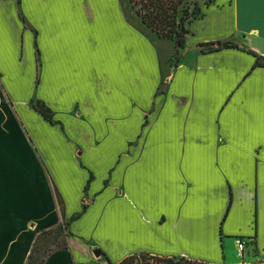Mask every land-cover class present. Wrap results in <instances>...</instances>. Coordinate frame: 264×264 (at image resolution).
I'll list each match as a JSON object with an SVG mask.
<instances>
[{"label": "crops", "instance_id": "obj_1", "mask_svg": "<svg viewBox=\"0 0 264 264\" xmlns=\"http://www.w3.org/2000/svg\"><path fill=\"white\" fill-rule=\"evenodd\" d=\"M203 12L174 58L123 0H0V264L61 223L42 264H264V0Z\"/></svg>", "mask_w": 264, "mask_h": 264}, {"label": "trees", "instance_id": "obj_2", "mask_svg": "<svg viewBox=\"0 0 264 264\" xmlns=\"http://www.w3.org/2000/svg\"><path fill=\"white\" fill-rule=\"evenodd\" d=\"M214 0H204V6H209ZM141 24L160 38L172 41L175 48H182L185 44V36L190 32L189 25L204 15L203 7L197 0H128ZM204 53L220 50L222 48H234L235 44L225 42H209L199 44ZM251 53V52H250ZM264 66V61H255L253 67ZM34 108L45 118H49V110L37 103ZM66 229V224L61 223L54 229L41 232L33 244L31 254L26 264L34 262L33 257L37 250L39 240L47 233L55 230ZM67 243L57 249H66ZM55 250V251H57ZM46 255L54 251H47ZM44 256V258L46 257ZM43 258V259H44ZM43 259L40 264H42ZM117 264H209L185 257H161L148 253H136L123 258Z\"/></svg>", "mask_w": 264, "mask_h": 264}, {"label": "rangeland", "instance_id": "obj_3", "mask_svg": "<svg viewBox=\"0 0 264 264\" xmlns=\"http://www.w3.org/2000/svg\"><path fill=\"white\" fill-rule=\"evenodd\" d=\"M128 7L129 10V14L131 16V19H135L137 22H139V24H141L140 20L136 17L134 10L132 9V7L130 6V4L128 3V0H123ZM199 2V4L204 8V0H197ZM142 25V24H141ZM190 27V25H189ZM149 30V29H148ZM191 40V39H190ZM163 47L165 50H171V48H173L174 46L171 44L170 41H164L163 43ZM188 46V45H187ZM175 56L174 58H178L179 57V51L177 48H175ZM37 102H34V104H36ZM85 226H82V229H85ZM70 239V233L68 231V229H64V230H55L53 232L47 233L46 235H44L38 242L37 245V250L36 253L34 254L33 260L34 262L31 264H40L42 259L44 258V256L46 255V253H48L47 251H55L61 247H63V245L65 243L68 244V240ZM66 244V245H67Z\"/></svg>", "mask_w": 264, "mask_h": 264}, {"label": "built area", "instance_id": "obj_4", "mask_svg": "<svg viewBox=\"0 0 264 264\" xmlns=\"http://www.w3.org/2000/svg\"><path fill=\"white\" fill-rule=\"evenodd\" d=\"M235 245H236V248L237 250L239 251V253L242 251V249L244 248V244L243 242L241 241V239H235ZM240 255V254H238Z\"/></svg>", "mask_w": 264, "mask_h": 264}, {"label": "water", "instance_id": "obj_5", "mask_svg": "<svg viewBox=\"0 0 264 264\" xmlns=\"http://www.w3.org/2000/svg\"><path fill=\"white\" fill-rule=\"evenodd\" d=\"M93 254H94L95 257H99L100 252H99V250L95 249V250L93 251Z\"/></svg>", "mask_w": 264, "mask_h": 264}]
</instances>
